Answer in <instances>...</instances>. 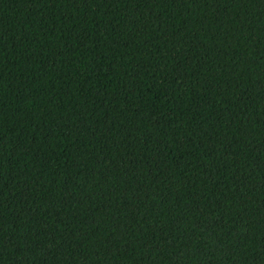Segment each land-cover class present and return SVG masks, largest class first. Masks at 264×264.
<instances>
[{
  "label": "trees",
  "instance_id": "16d2710c",
  "mask_svg": "<svg viewBox=\"0 0 264 264\" xmlns=\"http://www.w3.org/2000/svg\"><path fill=\"white\" fill-rule=\"evenodd\" d=\"M0 264H264V0H0Z\"/></svg>",
  "mask_w": 264,
  "mask_h": 264
}]
</instances>
